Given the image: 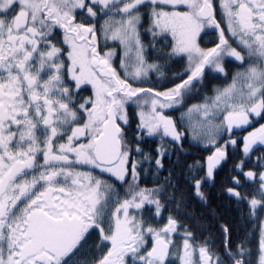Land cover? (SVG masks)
I'll return each mask as SVG.
<instances>
[{
    "label": "snow or ice",
    "instance_id": "obj_1",
    "mask_svg": "<svg viewBox=\"0 0 264 264\" xmlns=\"http://www.w3.org/2000/svg\"><path fill=\"white\" fill-rule=\"evenodd\" d=\"M0 264H264V0H0Z\"/></svg>",
    "mask_w": 264,
    "mask_h": 264
},
{
    "label": "trees",
    "instance_id": "obj_2",
    "mask_svg": "<svg viewBox=\"0 0 264 264\" xmlns=\"http://www.w3.org/2000/svg\"><path fill=\"white\" fill-rule=\"evenodd\" d=\"M195 151V149L193 150ZM207 195L209 197V201L207 205H201L198 201H191L190 207L184 209V211L189 214L199 217L201 214L207 215L206 208L210 206L212 209H215L217 214L221 216L222 223H237L239 221V213L234 205L230 204L226 201L221 195L218 187L217 188H209Z\"/></svg>",
    "mask_w": 264,
    "mask_h": 264
}]
</instances>
